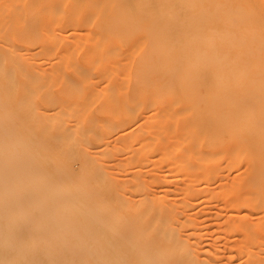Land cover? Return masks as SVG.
<instances>
[{
	"label": "bare ground",
	"instance_id": "obj_1",
	"mask_svg": "<svg viewBox=\"0 0 264 264\" xmlns=\"http://www.w3.org/2000/svg\"><path fill=\"white\" fill-rule=\"evenodd\" d=\"M0 264H264V0H0Z\"/></svg>",
	"mask_w": 264,
	"mask_h": 264
}]
</instances>
